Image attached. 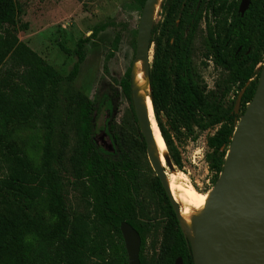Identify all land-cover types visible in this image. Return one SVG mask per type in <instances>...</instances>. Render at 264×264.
<instances>
[{
    "label": "trees",
    "instance_id": "16d2710c",
    "mask_svg": "<svg viewBox=\"0 0 264 264\" xmlns=\"http://www.w3.org/2000/svg\"><path fill=\"white\" fill-rule=\"evenodd\" d=\"M144 2L130 0L129 5L141 12ZM238 2L162 0L163 21L153 22L151 30L148 95L161 138L180 172L182 160L175 141L195 139L197 132L214 128L206 139L204 156L213 173L212 184L222 171L236 124L252 99L260 74L256 66L264 58V0H250L242 16L237 11ZM204 11L214 16L215 23L206 26L203 55L227 74L223 83L210 91L191 60L194 35ZM19 16L17 0H0V264H128L119 230L123 221L140 237V264H174L178 257L182 264H193L189 236L156 176L153 191L167 222L161 226L143 212L137 185L139 155L152 170L142 136L140 141L128 138L106 117L102 129L108 127L113 136L111 150L96 139L97 114L111 110L108 90L90 99L75 88H67L63 109L75 142L65 163L66 134L59 135L60 143L55 147L54 132L46 121L48 105L52 106L62 77L19 40L18 32L28 28L27 23H19ZM107 26H93L90 37L79 38L73 49L59 44L65 54L76 55L66 81L77 76L90 38ZM120 36V32L115 34L106 60L117 50ZM118 82L131 101L130 68ZM234 87L236 93L225 106L224 99ZM242 89L235 112V100ZM39 121L45 128L38 134L41 147L36 143L31 147L18 145L16 130L34 129ZM64 173H69L80 188L84 213H70ZM150 236L159 240V246L152 242L153 252L148 257Z\"/></svg>",
    "mask_w": 264,
    "mask_h": 264
},
{
    "label": "rangeland",
    "instance_id": "374dc122",
    "mask_svg": "<svg viewBox=\"0 0 264 264\" xmlns=\"http://www.w3.org/2000/svg\"><path fill=\"white\" fill-rule=\"evenodd\" d=\"M17 2L20 6L19 23H27L28 25L26 30L18 32L19 40L45 59L62 77L53 104L52 106L48 105L46 121L51 125L54 132L53 145L55 147L60 143L59 135L66 134L68 146L65 153V163L67 164L66 160L72 153L75 139L63 109L66 90L67 88H75L88 98L94 99L95 95L103 91L105 86L114 85L115 87L116 81L123 76L127 68L132 71L133 83L137 70L135 62L133 63L135 50L133 38L136 37L135 33L141 12L130 8V0H17ZM160 11L159 7L154 22L161 20ZM206 22H208V18ZM103 23L108 25L106 29L90 38L85 45L84 60L77 76L71 82L66 81L65 77L75 63L76 55L73 53L65 54L61 51L59 44L73 49L79 38L90 37L91 28ZM201 24L193 39L191 60L200 81L210 91L216 89L218 84L221 85L227 74L204 57L202 43L205 31L203 23ZM117 32L121 34L118 48L106 60V55L111 50V43ZM152 51L151 49L150 63ZM262 65L263 62L258 64L256 70L260 69L261 71ZM140 71L143 76L142 65ZM235 91V87L232 88L224 99L225 106L230 104ZM118 93L114 124L128 138L133 137L140 141L141 134L134 115L132 97L130 101L127 96ZM104 118L103 111L99 112L95 118L96 139L99 144H101L100 136L102 135ZM35 126L34 129L24 127L16 130L14 140L18 145L31 147L32 143H36L39 148L41 147L42 142L38 134L43 132L45 128L40 121ZM213 131L214 128L197 132L195 139L183 137L179 141H175L182 160L183 170L180 171L182 178L199 193L210 191L213 185V173L208 169L204 158L208 151L206 139ZM138 162L141 170L137 184L139 187L138 199L147 218L162 226L167 222V218L160 209L157 196L153 191L155 174L147 167L144 156L139 155ZM64 177V196L70 213H84L86 208L83 199L80 197V188L73 183L69 173H64ZM157 235L160 237V231ZM156 241L153 236L147 238L146 253L148 257L153 252L151 243L159 246V240Z\"/></svg>",
    "mask_w": 264,
    "mask_h": 264
},
{
    "label": "water",
    "instance_id": "95a60500",
    "mask_svg": "<svg viewBox=\"0 0 264 264\" xmlns=\"http://www.w3.org/2000/svg\"><path fill=\"white\" fill-rule=\"evenodd\" d=\"M157 1L145 0L136 29L133 63L142 61L147 78L152 15ZM249 2L240 1L238 11L241 15ZM242 93L243 89L235 100V112ZM131 97L148 164L164 189L181 228L189 236L193 264H264V61L252 99L234 129L222 171L210 188L205 212L194 222L191 234L181 223L179 205L169 191L165 168L155 154L150 121L133 83ZM165 164L169 170L175 169L169 155ZM119 230L127 263L140 264L141 241L137 231L124 221ZM174 264H182L181 258H176Z\"/></svg>",
    "mask_w": 264,
    "mask_h": 264
},
{
    "label": "bare ground",
    "instance_id": "6f19581e",
    "mask_svg": "<svg viewBox=\"0 0 264 264\" xmlns=\"http://www.w3.org/2000/svg\"><path fill=\"white\" fill-rule=\"evenodd\" d=\"M161 1L162 0H158L156 5H154L152 15L153 19L155 18L156 13L159 10ZM141 65V60L135 61L137 70L135 78L133 80V86L137 91V96L140 98L142 106L147 112L153 133L154 151L158 160L160 161V164L165 168L166 182L169 191L174 201L179 205L181 223L187 228L190 233H192L194 222L202 217L205 212L210 198V191L205 193L197 192L192 186L189 185L190 183L188 184L182 178V175L179 171H176V169L169 170L167 168L165 159L168 156V153L154 119L152 105L148 97V78L143 73V79L142 72L140 71Z\"/></svg>",
    "mask_w": 264,
    "mask_h": 264
},
{
    "label": "flooded vegetation",
    "instance_id": "af4514ba",
    "mask_svg": "<svg viewBox=\"0 0 264 264\" xmlns=\"http://www.w3.org/2000/svg\"><path fill=\"white\" fill-rule=\"evenodd\" d=\"M240 1L241 0H239V2H238V7H239V4H240ZM250 1V0H249ZM249 4H250V2H249ZM198 6H199V3H197V8H198ZM238 7H237V11H238ZM248 7H249V5H248ZM248 9V8H247ZM246 9V10H247ZM245 10V11H246ZM244 11V12H245ZM160 13H161V11H160ZM238 13H239V11H238ZM240 14V13H239ZM244 14V13H243ZM242 14V15H243ZM241 15V14H240ZM241 15V16H242ZM160 17H161V20H159V22H162L163 21V14H161L160 15ZM207 18H208V22H206V20H207ZM201 23H203V25H204V31L206 32V26H207V24L208 23H210V25H214V23H215V18H214V16L209 12H203L202 13V18H201V20H200V22L198 23V28H197V30H196V32L199 30V27L202 25ZM152 30V29H151ZM196 34V33H195ZM195 36V35H194ZM152 44V43H151ZM203 44V43H202ZM152 47H153V45H152ZM152 49V48H151ZM240 50V47L238 48V51ZM248 51H249V49H247V51H246V53H248ZM207 59V58H206ZM208 60H210L209 58H208ZM211 61V60H210ZM212 62V61H211ZM124 75V74H123ZM123 77V76H122ZM121 77V78H122ZM121 78L119 79V80H121ZM118 80V81H119ZM118 81H116V83H117V85L114 87V85H107V86H105V88L103 89V90H108L109 91V93H108V96L109 97H111L112 98V103H111V110H110V113H108L107 111H103L104 112V114H105V118L106 117H108L109 119H110V123H114V118H115V112H116V109H117V102H118V92H120L121 93V95H124V93H123V90H122V88H121V86L119 85V82ZM112 90V91H111ZM241 92V91H240ZM239 94V93H238ZM125 96V95H124ZM237 98V97H236ZM239 108V107H238ZM235 111V110H234ZM238 111V110H237ZM104 118V119H105ZM105 123V122H104ZM104 126V125H103ZM102 131V135L100 136V140H101V145L103 146V147H105V148H107V149H109V150H111V148H112V146H111V143H110V135L112 136V134L110 133V135H109V128L107 127V128H105V130L104 129H102L101 130ZM113 137V136H112ZM109 145H110V148H109Z\"/></svg>",
    "mask_w": 264,
    "mask_h": 264
}]
</instances>
